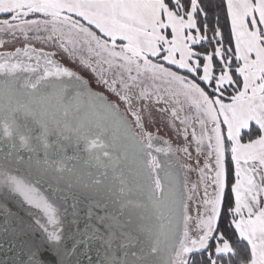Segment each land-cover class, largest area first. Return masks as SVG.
Returning a JSON list of instances; mask_svg holds the SVG:
<instances>
[{
	"label": "snow or ice",
	"instance_id": "snow-or-ice-1",
	"mask_svg": "<svg viewBox=\"0 0 264 264\" xmlns=\"http://www.w3.org/2000/svg\"><path fill=\"white\" fill-rule=\"evenodd\" d=\"M209 12L0 0V264H264V0Z\"/></svg>",
	"mask_w": 264,
	"mask_h": 264
},
{
	"label": "water",
	"instance_id": "water-1",
	"mask_svg": "<svg viewBox=\"0 0 264 264\" xmlns=\"http://www.w3.org/2000/svg\"><path fill=\"white\" fill-rule=\"evenodd\" d=\"M63 62L67 64V62H65V61H63ZM77 71H79L80 74L83 75L86 79H89L91 81V79L88 76H86L82 71H80L79 69H77ZM92 86L95 90L102 91L101 89H98L94 84H92ZM105 94L108 95L107 93H105ZM5 150H7V149H5ZM67 155L68 156L73 155V149L71 147H69L67 149ZM73 163H77V162L76 161H70V166ZM82 166H83V162L81 161L80 164L78 165V167H82ZM61 186L63 187V185H61ZM72 191H77V190L73 189ZM81 199L83 200V197H81ZM87 207H88V201L85 200L80 205L82 214L87 211ZM5 208H8L13 212H19L20 215H22V216L24 215V213L22 211H20V209L18 208V206L14 202H12L10 200L0 199V213H2ZM93 211L99 213L100 215H103V209L102 208L93 207ZM0 219H2V216H0ZM7 248H8V244H7V242H4L3 243V250H0V259H4V258H6V256L12 255V253L7 252ZM90 254L93 256V260L95 261V259H96L95 253L93 252ZM80 261H81V264H88L87 258L85 256H81Z\"/></svg>",
	"mask_w": 264,
	"mask_h": 264
},
{
	"label": "trees",
	"instance_id": "trees-1",
	"mask_svg": "<svg viewBox=\"0 0 264 264\" xmlns=\"http://www.w3.org/2000/svg\"><path fill=\"white\" fill-rule=\"evenodd\" d=\"M204 2L207 5V7L209 8V10H210V12H209V19L211 21V19H212L211 9L215 6V3L217 2V0H204ZM222 23H223V17H222Z\"/></svg>",
	"mask_w": 264,
	"mask_h": 264
},
{
	"label": "rangeland",
	"instance_id": "rangeland-1",
	"mask_svg": "<svg viewBox=\"0 0 264 264\" xmlns=\"http://www.w3.org/2000/svg\"><path fill=\"white\" fill-rule=\"evenodd\" d=\"M65 61L68 63V61L65 59ZM85 74H88L89 75V77L93 80V77L91 76V73L89 72V71H87V70H85V69H82V68H80ZM195 179H196V174L195 173H192L191 175H190V180H192V181H195Z\"/></svg>",
	"mask_w": 264,
	"mask_h": 264
},
{
	"label": "flooded vegetation",
	"instance_id": "flooded-vegetation-1",
	"mask_svg": "<svg viewBox=\"0 0 264 264\" xmlns=\"http://www.w3.org/2000/svg\"><path fill=\"white\" fill-rule=\"evenodd\" d=\"M65 61V60H64ZM66 62V61H65ZM80 71H82L80 68H78ZM83 72V71H82ZM84 73V72H83ZM85 74V73H84ZM86 76H88L89 77V75L88 74H85ZM90 78V77H89ZM91 79V78H90ZM91 81H92V79H91ZM94 85H95V83H93ZM96 86V85H95ZM97 87V86H96ZM98 89H101L102 91H103V89L102 88H98ZM109 95V94H108ZM109 97L112 99L113 97H111L110 95H109ZM162 134H164V133H162Z\"/></svg>",
	"mask_w": 264,
	"mask_h": 264
},
{
	"label": "bare ground",
	"instance_id": "bare-ground-1",
	"mask_svg": "<svg viewBox=\"0 0 264 264\" xmlns=\"http://www.w3.org/2000/svg\"><path fill=\"white\" fill-rule=\"evenodd\" d=\"M190 212H192L194 214V205L190 206ZM194 221H193V227H194Z\"/></svg>",
	"mask_w": 264,
	"mask_h": 264
}]
</instances>
